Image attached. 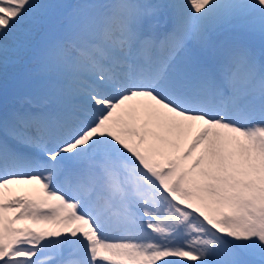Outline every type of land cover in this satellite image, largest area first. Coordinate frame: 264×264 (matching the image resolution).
Listing matches in <instances>:
<instances>
[{
  "label": "snow or ice",
  "instance_id": "snow-or-ice-1",
  "mask_svg": "<svg viewBox=\"0 0 264 264\" xmlns=\"http://www.w3.org/2000/svg\"><path fill=\"white\" fill-rule=\"evenodd\" d=\"M0 264H264V0H0Z\"/></svg>",
  "mask_w": 264,
  "mask_h": 264
},
{
  "label": "bare ground",
  "instance_id": "bare-ground-1",
  "mask_svg": "<svg viewBox=\"0 0 264 264\" xmlns=\"http://www.w3.org/2000/svg\"><path fill=\"white\" fill-rule=\"evenodd\" d=\"M75 2H76V0H75ZM62 3H69V0H62ZM13 187H14L15 194H24L25 192L31 191L34 186H32V185H19V186H13Z\"/></svg>",
  "mask_w": 264,
  "mask_h": 264
},
{
  "label": "rangeland",
  "instance_id": "rangeland-1",
  "mask_svg": "<svg viewBox=\"0 0 264 264\" xmlns=\"http://www.w3.org/2000/svg\"><path fill=\"white\" fill-rule=\"evenodd\" d=\"M57 2L62 3V0H57ZM75 0H69V3H74Z\"/></svg>",
  "mask_w": 264,
  "mask_h": 264
}]
</instances>
